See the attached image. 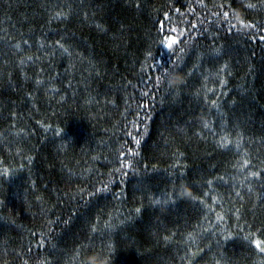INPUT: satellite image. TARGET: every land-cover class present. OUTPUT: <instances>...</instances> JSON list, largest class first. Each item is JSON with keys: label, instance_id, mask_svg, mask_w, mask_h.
<instances>
[{"label": "trees", "instance_id": "1", "mask_svg": "<svg viewBox=\"0 0 264 264\" xmlns=\"http://www.w3.org/2000/svg\"><path fill=\"white\" fill-rule=\"evenodd\" d=\"M262 248L264 0H0V264Z\"/></svg>", "mask_w": 264, "mask_h": 264}, {"label": "clouds", "instance_id": "2", "mask_svg": "<svg viewBox=\"0 0 264 264\" xmlns=\"http://www.w3.org/2000/svg\"><path fill=\"white\" fill-rule=\"evenodd\" d=\"M87 264H109V261L99 254H92L87 257Z\"/></svg>", "mask_w": 264, "mask_h": 264}, {"label": "snow or ice", "instance_id": "3", "mask_svg": "<svg viewBox=\"0 0 264 264\" xmlns=\"http://www.w3.org/2000/svg\"><path fill=\"white\" fill-rule=\"evenodd\" d=\"M225 15H227V14H225ZM256 246H257L258 248L260 247V242H259V241L256 242ZM261 251H264V248H262Z\"/></svg>", "mask_w": 264, "mask_h": 264}]
</instances>
